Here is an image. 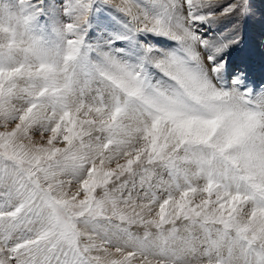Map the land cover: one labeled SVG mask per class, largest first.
<instances>
[{
  "label": "snow or ice",
  "instance_id": "6c2138e0",
  "mask_svg": "<svg viewBox=\"0 0 264 264\" xmlns=\"http://www.w3.org/2000/svg\"><path fill=\"white\" fill-rule=\"evenodd\" d=\"M96 3L50 29L38 0L0 9V264H264V94L205 35L219 0H99L127 23L94 49Z\"/></svg>",
  "mask_w": 264,
  "mask_h": 264
},
{
  "label": "rangeland",
  "instance_id": "374dc122",
  "mask_svg": "<svg viewBox=\"0 0 264 264\" xmlns=\"http://www.w3.org/2000/svg\"><path fill=\"white\" fill-rule=\"evenodd\" d=\"M40 6L43 9V15L39 17V25L42 28H48L52 26L53 22L59 20L61 22H66L67 17L63 14V9L67 4L68 0H38ZM119 2V0H116ZM146 2V0H145ZM236 0H219V7L215 10L218 14V18L211 24V26L202 25L206 28L205 35L211 39H232L236 38L238 43L231 45L225 55L229 60V68L231 69L232 75H236L239 72H243L246 78V84L249 88L253 90L254 96H259L264 94V68L263 75L259 80L256 77L250 75L249 67L247 63L251 62L249 59L254 57V53L258 48H264V39L261 37V33L264 32V0H247V10L245 12L235 11L226 16H219V13L223 10L225 6L229 3H234ZM17 0H0V9L4 6H9L15 9ZM90 27L87 30L85 41L91 44L95 49L98 43H103V41L109 38L110 33L125 31V25L127 20L121 14L116 13L113 9L107 8L99 3L97 0L95 10L89 17ZM147 41L157 42L163 41L160 46L164 44H171V41H164L160 37H141ZM260 45V46H259ZM123 43L118 42L116 47H124ZM262 54V53H261ZM93 59H95L96 52L93 51L91 54ZM244 57V59L242 58ZM263 59L259 58L264 64V53L262 54ZM247 61V63H246ZM241 64V68L239 66ZM264 66V65H263ZM243 67V68H242ZM227 78V77H226ZM81 86L83 87V77H81ZM251 81V83H250ZM95 85H91V90L86 89L85 100L90 102L91 96L95 95ZM63 147V144L58 145ZM172 177L169 175V170L164 168H156L155 173L152 176V184L157 185L159 182L163 181L166 183H171ZM137 188L133 192L134 198H139L144 196V189L139 187V176L136 177ZM183 183V180H180ZM204 183L203 179H194V186H202ZM98 196L102 195L99 189H97ZM127 196V190L123 193ZM157 195H161V190L157 189ZM196 203L199 202L197 198ZM158 210V209H157ZM145 218H151L145 213ZM114 223L119 224L120 221L116 220ZM180 222H178L179 224ZM124 227L128 229L132 237L143 238L145 231H151L153 236L149 238L148 244L151 246L152 242L155 240V228H146L143 224L137 222L133 224H124ZM81 230L83 227L81 226ZM109 235L113 239L115 244L124 247L128 236L123 233L116 232L115 229H109ZM195 235L202 236L200 231L197 229ZM114 251V249H112ZM128 250H132L129 248ZM134 264H140L139 259L134 261ZM195 264V262H193Z\"/></svg>",
  "mask_w": 264,
  "mask_h": 264
},
{
  "label": "bare ground",
  "instance_id": "6f19581e",
  "mask_svg": "<svg viewBox=\"0 0 264 264\" xmlns=\"http://www.w3.org/2000/svg\"><path fill=\"white\" fill-rule=\"evenodd\" d=\"M261 37L264 39V32L261 33ZM260 46V45H259ZM264 53V48L262 47V50H261V47L258 48L256 50V52L254 53V57H252L251 59H249L251 62L247 63V67H249V71H250V75L253 76V77H256L258 80L261 78L259 76H262L263 73V68H264V64L260 61V57L261 59H263V56L262 54ZM242 58L244 59V57L242 56ZM240 68H241V64H239ZM243 68V67H242ZM230 69V68H229ZM231 70V69H230ZM251 83V81H250Z\"/></svg>",
  "mask_w": 264,
  "mask_h": 264
}]
</instances>
